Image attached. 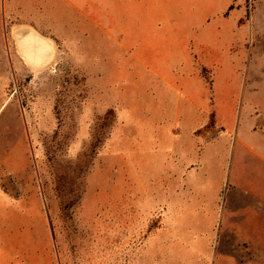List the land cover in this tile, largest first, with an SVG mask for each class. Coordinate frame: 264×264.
Instances as JSON below:
<instances>
[{"label":"rangeland","instance_id":"1","mask_svg":"<svg viewBox=\"0 0 264 264\" xmlns=\"http://www.w3.org/2000/svg\"><path fill=\"white\" fill-rule=\"evenodd\" d=\"M0 264H264V0H0Z\"/></svg>","mask_w":264,"mask_h":264},{"label":"bare ground","instance_id":"2","mask_svg":"<svg viewBox=\"0 0 264 264\" xmlns=\"http://www.w3.org/2000/svg\"><path fill=\"white\" fill-rule=\"evenodd\" d=\"M34 31L28 28H22V27L16 28L14 30V38L17 43V48L19 50V53L23 56L24 60L27 62L28 65L34 66V67H44L45 65L49 64V62H51V60L53 59L54 48L50 41L43 39V36L40 37V35L35 34L36 31L35 32ZM94 134L96 135L97 133H94Z\"/></svg>","mask_w":264,"mask_h":264}]
</instances>
